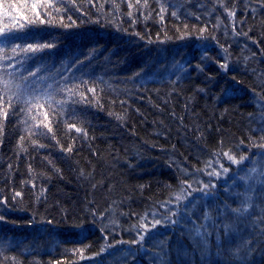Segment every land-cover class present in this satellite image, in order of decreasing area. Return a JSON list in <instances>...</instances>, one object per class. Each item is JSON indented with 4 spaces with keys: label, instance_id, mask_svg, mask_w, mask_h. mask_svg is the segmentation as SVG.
<instances>
[{
    "label": "trees",
    "instance_id": "16d2710c",
    "mask_svg": "<svg viewBox=\"0 0 264 264\" xmlns=\"http://www.w3.org/2000/svg\"><path fill=\"white\" fill-rule=\"evenodd\" d=\"M0 28V264H264V0H0Z\"/></svg>",
    "mask_w": 264,
    "mask_h": 264
},
{
    "label": "snow or ice",
    "instance_id": "6c2138e0",
    "mask_svg": "<svg viewBox=\"0 0 264 264\" xmlns=\"http://www.w3.org/2000/svg\"><path fill=\"white\" fill-rule=\"evenodd\" d=\"M59 2L63 3V0H59ZM139 3H140V0H136V4H139ZM146 4H147V0H145V6H146ZM32 7L35 8L36 5H33ZM128 7H129V8H134L135 6H134L133 4H131V3H129V4H128ZM163 11H164V9L162 8V9H161V12H163ZM234 14H235V13H229V15H234ZM128 15L131 16L132 13L129 12ZM161 18H163V17H161ZM30 23H31V22H30ZM19 27L22 29V28L24 27V25H20ZM14 31H16L15 28H9V29H3V28H0V35H3V36H9V35H12V34L14 33ZM201 31H203V30H201ZM45 47H52V45H51V44H48V45H46ZM13 51H15V49H13ZM23 51H25L26 53H27V52L36 53V52L41 51V48H33L31 45H29L28 48L23 49ZM224 67H226V65H224ZM33 75H35V74H33ZM89 91H94V90H93V89H90ZM5 115H6V113H5ZM77 131H79V129H77ZM223 155L227 156L228 159L231 160L233 163H240V161H237V160L235 159V157L230 156L228 153H224ZM243 159H245V157H241V161H242ZM221 167H223V166H221ZM224 171L227 172V169H224ZM214 174L217 175V176L219 175V173H214ZM210 175H212V174H210ZM189 187H191V186L189 185ZM212 187L214 188L215 185H212ZM206 189H208V186H207V185H205L204 188L200 189L199 191H200L201 193H203L205 196H208V195H210V190L206 191ZM190 194H191V193H189V195H190ZM17 195H19V193H17ZM230 211L235 212V213H237V214H242V213H245V212L248 211V207H241V208H239V209H230ZM204 218H205L206 220H207V219H211L210 215L207 214V213L205 214V217H204ZM2 219H3V217H0V220H2ZM159 223H160V221H156V224H159ZM173 223H175V222L173 221ZM145 227H146V226H145ZM153 227H155V224L153 225ZM224 228H225V232H226V234H227V231H228V229H229V226H228V225H224ZM141 238H143V237H141Z\"/></svg>",
    "mask_w": 264,
    "mask_h": 264
}]
</instances>
